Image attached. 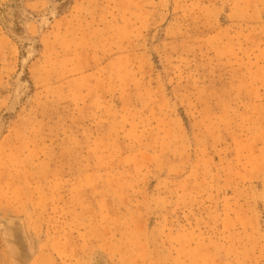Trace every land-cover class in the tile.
I'll return each mask as SVG.
<instances>
[{"label": "rangeland", "instance_id": "obj_1", "mask_svg": "<svg viewBox=\"0 0 264 264\" xmlns=\"http://www.w3.org/2000/svg\"><path fill=\"white\" fill-rule=\"evenodd\" d=\"M0 264H264V0H0Z\"/></svg>", "mask_w": 264, "mask_h": 264}]
</instances>
